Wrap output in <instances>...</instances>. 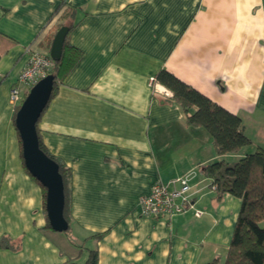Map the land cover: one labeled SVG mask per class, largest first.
Returning <instances> with one entry per match:
<instances>
[{
  "label": "crops",
  "instance_id": "crops-1",
  "mask_svg": "<svg viewBox=\"0 0 264 264\" xmlns=\"http://www.w3.org/2000/svg\"><path fill=\"white\" fill-rule=\"evenodd\" d=\"M66 5L76 21L68 38L82 55L37 127L69 168L67 233L81 248L48 227L10 102L28 48L50 54ZM161 69L242 118L251 143L228 161L264 148V0H0V149L17 145L8 169L0 154V242L8 243L0 264L84 262L88 248L97 264L225 260L241 198L212 187L203 168L221 156L207 129L189 124L153 83ZM183 175L193 207L170 218L141 214L156 183Z\"/></svg>",
  "mask_w": 264,
  "mask_h": 264
},
{
  "label": "trees",
  "instance_id": "trees-1",
  "mask_svg": "<svg viewBox=\"0 0 264 264\" xmlns=\"http://www.w3.org/2000/svg\"><path fill=\"white\" fill-rule=\"evenodd\" d=\"M62 16L64 22L58 26L54 34L63 25L69 26V32L76 25L74 10L69 5H66ZM69 32L63 45L60 60H53V66L49 70V73L55 75L54 88L50 100L56 94L59 84L64 81L82 55V52L70 43ZM153 83H160L172 92L171 98L181 106L187 115L189 124L201 125L211 134L215 150L221 156V158L207 163L203 168L205 174L212 179V186H215L219 195L231 193L241 198L239 216L225 260L221 262L216 257L204 264H264V148H258L235 161H228L224 157L225 155L236 154L244 146L251 143V138L244 131L242 118L166 69H161L156 74ZM18 109L19 105L16 107L15 116ZM39 141L41 148L59 163L60 172L64 179L66 197L70 175L69 168L44 147L40 135ZM41 186L43 187L44 203L46 204V188L42 184ZM66 210L67 200L64 214L69 221ZM48 227H51L49 221ZM101 235L97 234L95 236L100 237ZM7 245L6 238H3L0 246L7 247ZM97 263V250L88 248V256L84 262L69 259L64 264Z\"/></svg>",
  "mask_w": 264,
  "mask_h": 264
},
{
  "label": "water",
  "instance_id": "water-1",
  "mask_svg": "<svg viewBox=\"0 0 264 264\" xmlns=\"http://www.w3.org/2000/svg\"><path fill=\"white\" fill-rule=\"evenodd\" d=\"M63 25L55 34L50 55L60 60L63 45L69 32ZM54 74L39 79L28 91L15 116V126L19 133L24 165L30 174L46 188L45 209L51 228L58 232L69 229L65 210V184L59 163L50 157L40 146L37 123L47 106L54 88Z\"/></svg>",
  "mask_w": 264,
  "mask_h": 264
},
{
  "label": "built area",
  "instance_id": "built-area-1",
  "mask_svg": "<svg viewBox=\"0 0 264 264\" xmlns=\"http://www.w3.org/2000/svg\"><path fill=\"white\" fill-rule=\"evenodd\" d=\"M27 51L29 52L28 62L10 90V101L15 106L21 104L24 95L39 79L49 74L53 66V59L49 53L31 47ZM162 91L164 95L172 96L169 89L164 88ZM212 187L215 188V186ZM190 190L188 175L179 176L168 184L156 183L151 192L140 199L141 214L151 218H170L184 213L193 207ZM195 214L200 216L202 211L195 210Z\"/></svg>",
  "mask_w": 264,
  "mask_h": 264
},
{
  "label": "rangeland",
  "instance_id": "rangeland-1",
  "mask_svg": "<svg viewBox=\"0 0 264 264\" xmlns=\"http://www.w3.org/2000/svg\"><path fill=\"white\" fill-rule=\"evenodd\" d=\"M25 96H26V94L24 95V98H25ZM24 98H23V100H24ZM11 102V101H10ZM23 102V101H22ZM21 102V103H22ZM12 104V103H11ZM21 105V104H20ZM20 105H19V107H20ZM15 106V105H14ZM20 144V143H19ZM16 151H17V145H16V143H14V146H11L9 143H6V144H3V145H1V149H0V154H2L1 155V169H8L10 166H11V164L13 163V157L15 156V154H16ZM22 162H23V160H22ZM24 165V164H23ZM24 167H25V165H24ZM26 168V167H25ZM27 169V168H26ZM28 171V170H27ZM29 172V171H28ZM30 173V172H29ZM68 231H64V233L65 234H69V233H67ZM63 232H62V234H64ZM71 233V232H70ZM69 236V238L73 241V243L75 244L76 243V245L79 247V248H81L82 247V243L80 242V241H78V240H74V237L73 236H71L70 234L68 235Z\"/></svg>",
  "mask_w": 264,
  "mask_h": 264
}]
</instances>
